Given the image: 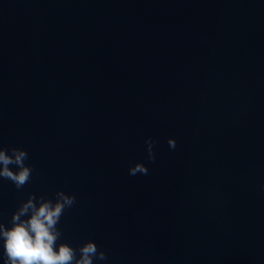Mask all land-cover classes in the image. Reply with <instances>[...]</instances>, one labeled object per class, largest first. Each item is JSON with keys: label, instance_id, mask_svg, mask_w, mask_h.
Returning <instances> with one entry per match:
<instances>
[{"label": "water", "instance_id": "obj_1", "mask_svg": "<svg viewBox=\"0 0 264 264\" xmlns=\"http://www.w3.org/2000/svg\"><path fill=\"white\" fill-rule=\"evenodd\" d=\"M0 147L5 227L62 190L94 264H264V0H0Z\"/></svg>", "mask_w": 264, "mask_h": 264}, {"label": "clouds", "instance_id": "obj_2", "mask_svg": "<svg viewBox=\"0 0 264 264\" xmlns=\"http://www.w3.org/2000/svg\"><path fill=\"white\" fill-rule=\"evenodd\" d=\"M156 141L145 139L148 163L155 162L154 146ZM171 150L176 141L167 139ZM28 153L23 148L0 147V178L9 180L17 190L28 184L33 175V167L25 162ZM10 166H15L13 171ZM145 163L136 162L128 168V174L147 175ZM76 203V197L57 190L53 198L36 196L29 193L12 212L10 226L0 223V241L3 246L4 264H94L107 260L105 251L98 248L92 240L80 244L78 248L67 242H59L63 236L60 228L61 217Z\"/></svg>", "mask_w": 264, "mask_h": 264}]
</instances>
